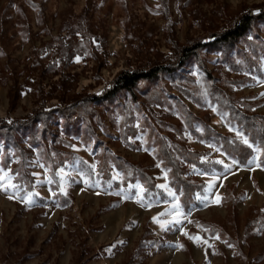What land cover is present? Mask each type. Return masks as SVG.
I'll return each instance as SVG.
<instances>
[{"label": "rangeland", "instance_id": "374dc122", "mask_svg": "<svg viewBox=\"0 0 264 264\" xmlns=\"http://www.w3.org/2000/svg\"><path fill=\"white\" fill-rule=\"evenodd\" d=\"M261 8L264 0H0V170L22 189L13 199V189L0 191V264H264L259 155L251 167L208 172L178 151L186 147L213 162L233 158L192 131L235 137L229 128L239 130L211 89L242 110L264 114V19L228 51H199L201 65L193 58L141 82L134 95L91 100L102 98L120 72L174 62L179 47L212 41L214 30L234 27ZM254 61L262 75L248 67ZM157 142L169 146L176 167ZM106 159L107 181L98 172ZM61 168L63 179L56 175ZM140 168L179 196L185 215L161 216L172 211L173 199L161 188L165 197L148 193L141 177L124 182ZM176 168L184 180L203 185L188 207L172 185ZM213 175L219 178L205 205L197 195H205ZM96 182L99 187L90 186ZM135 184L146 189L147 206L134 198L137 189L129 185ZM217 192L221 200L213 203ZM27 193H38L34 203L21 199ZM174 216L181 223L165 229L153 221Z\"/></svg>", "mask_w": 264, "mask_h": 264}, {"label": "trees", "instance_id": "16d2710c", "mask_svg": "<svg viewBox=\"0 0 264 264\" xmlns=\"http://www.w3.org/2000/svg\"><path fill=\"white\" fill-rule=\"evenodd\" d=\"M264 19V12L262 13H256L253 15L245 14L241 17V21L235 23L236 25L234 27L228 28V29H221V30H214L212 32V36L214 37V40L206 42L204 40H198L196 42H193L189 45H183L179 47L177 53V58L174 62H168V63H154L151 64L147 68L137 69V70H126L120 72L115 80L113 81L112 87L109 88L101 98L100 96H95L91 100L92 101H99L100 99H104L106 101H111L114 99V97L121 92H128L131 95H134L141 82H151L159 78L162 74H172L179 70L181 67L186 65L189 61L193 60V58H196V62H198L201 65V60L197 58V55L199 54V51L202 49L207 48L208 50L212 48H215L214 46H217L218 49L221 51H228L230 48L235 47V44L239 41L241 37H245L249 31H252L253 26L256 22H260ZM256 48V47H255ZM257 49V48H256ZM258 50V49H257ZM264 53V52H261ZM248 67L251 70H255L256 72L260 73L262 75L263 72H260L259 63L257 61H254V63L247 64ZM205 69V67H203ZM19 86H13L12 88V94L11 98L12 100L16 99L15 93L19 91ZM158 95V94H156ZM210 95L213 100L215 101H221L220 98H223V104L221 102V106L225 107L228 110V117L229 119L234 122L240 131H243L244 134L249 139V142H255V144L261 146V153L259 154V161L260 164L264 165V114L254 113L250 112L249 109L242 110L238 107L237 102H229L230 100H227L229 97H223L219 96L218 93L215 92V90H210ZM159 99V98H158ZM248 110V111H247ZM41 111H37L36 114H39ZM63 112V111H62ZM65 113L68 111L65 110ZM35 117L31 118L34 119ZM187 119L189 120V125L193 126L194 121L192 120V115L187 114ZM143 122L147 123L148 126L152 129L153 126L150 124L148 118H145ZM21 124V123H18ZM6 127V126H3ZM193 133L195 134L196 138L202 139L205 137L210 142L215 143L217 146H219L224 152L229 154L231 157L235 158L241 165H247L248 161L252 159V157L255 155V152L253 149L248 148L247 146L240 143L236 137L233 136H223L221 134H218L214 131H211L210 129L208 132L205 130V132L202 134L197 129L193 128ZM156 135V131H153L152 136ZM217 137V138H215ZM156 138H161L158 134L156 135ZM162 141V140H161ZM158 145L161 146V149L163 150L164 156L168 159L169 163L172 165L177 164V160L175 157V154L171 152L169 149V146L164 144L163 142L159 143ZM177 148V147H176ZM180 151V154L183 159H185L188 162L195 163L198 166H200L205 171H213V170H222L223 166L214 163L213 161L201 163V160H199L200 153L194 152L192 150H189L186 147H181L178 149ZM99 173H104L103 177L105 178V181L111 180V167L109 166V161L106 159L105 164L100 163L98 167ZM180 170L176 168V171L174 170L171 175V181L172 185L175 188L176 192L181 194L180 201L183 204V206L188 207L194 199V194L196 191L201 190L202 186L201 184L196 183H190L184 178L180 177ZM126 174H130L129 172H125ZM133 177L126 178L124 180L125 183L128 181H134L136 179V175L141 177V179L145 182L147 186V192L152 193V195H161L162 197H165L166 194L163 193L158 187H156V184L152 181V177L147 175L146 171L140 168V170L137 171V169L133 172ZM116 185L119 186L118 182H116Z\"/></svg>", "mask_w": 264, "mask_h": 264}, {"label": "snow or ice", "instance_id": "6c2138e0", "mask_svg": "<svg viewBox=\"0 0 264 264\" xmlns=\"http://www.w3.org/2000/svg\"><path fill=\"white\" fill-rule=\"evenodd\" d=\"M204 95L206 96L207 95V91L205 90V93ZM212 111H216V108L215 107H212ZM226 113H223L221 114V119H224L226 118ZM199 130V129H198ZM229 131H234L235 132V137L236 139L242 143L243 145L247 146L248 148L250 149H253V151L257 154V156L261 153V146L260 145H257L255 144V142H249V139L247 138V136L244 134L243 131H240V130H237V129H234V128H229ZM145 151H147V149H144ZM217 151H220L219 148L216 149ZM154 151V150H153ZM221 155H225V153L221 152ZM257 156H254L252 159H250L248 161V166L251 167V165L253 164H256V161H257ZM205 162H209L211 163L210 161H207V158H204L202 157L201 158V163H205ZM162 163V161L160 162ZM160 163H157V167H160ZM214 163L216 164H219V165H222L225 172H228V171H231V169L233 168V166H236L238 165V161L234 158L231 159L230 163H225V161L223 159H217L214 161ZM258 167L260 165H257ZM92 171L95 172V164L91 165L90 166ZM193 169L195 171H197L198 174L200 175H207V172H200L198 169H195V166L193 165L192 166ZM170 171V170H169ZM0 172H2V174H0V191H4L5 193H8L9 192V189H13V194L9 195L8 198L9 199H13L15 198L16 196H18L19 192L22 190L21 189V186L17 185V184H14L12 183L11 181L13 180V176L9 173V172H6V171H2L0 170ZM18 175V174H17ZM33 175H38V174H33ZM57 176H60L61 179H63V176H64V169L61 168L59 169V171L56 173ZM96 175H99V173H96ZM164 177L165 179L167 178V171L164 172ZM219 177L213 175V178L212 180L208 181L207 182V185L204 189V193L205 195L203 197H201L199 194L197 195V199L200 200L202 203H205V205H207V202H208V199H209V195H212L213 192L212 190L216 187L215 185V180L218 179ZM49 184L52 183L51 180H48L47 181ZM85 183L87 184L88 181H85ZM34 186V185H33ZM92 187H99V182H96L95 184H92L90 185ZM156 187L158 188H161L163 190H165L167 192V195L169 197H171L173 199V203L171 204V212H169L168 210H166L165 213H160L161 216L163 215H166V214H172L173 212L175 213V216H179V215H185L181 212V209H180V204H179V196L173 192L167 184H160V185H157ZM129 188H135L137 189V192L135 194V199L137 200L138 203H141V206H147L144 204V196H143V193L146 191V189L144 188L143 185H140V184H135V185H129ZM65 189H64V185L61 184L60 185V192L61 193H64ZM99 194V193H97ZM33 195H38V193H27L25 197H21V199L28 203V204H32L34 203L32 197ZM54 195V193H53ZM117 195H120V193H117ZM126 198H132V197H126ZM221 200L220 196H219V193H215L214 194V199H213V203H219ZM173 218V220H168V221H161L158 219V217H153V221L155 223H158L160 224V227L162 229H165L166 226L168 224H180L181 223V220L180 219H177V218ZM186 218V216H185ZM204 231H210L209 229H203ZM184 235L188 236V238L190 240H192L193 242H198V241H202V238L199 237V236H193V235H189L188 233H183ZM216 239H219V236L217 235L215 237ZM203 243H207L206 240H203L202 241ZM123 243V242H121ZM177 247H183L182 245H177ZM209 247H211V245H209ZM229 247H231V245H229Z\"/></svg>", "mask_w": 264, "mask_h": 264}, {"label": "built area", "instance_id": "2783aa9c", "mask_svg": "<svg viewBox=\"0 0 264 264\" xmlns=\"http://www.w3.org/2000/svg\"><path fill=\"white\" fill-rule=\"evenodd\" d=\"M260 11H264V8L259 9L257 12H260ZM257 12H252V14L257 13Z\"/></svg>", "mask_w": 264, "mask_h": 264}, {"label": "bare ground", "instance_id": "6f19581e", "mask_svg": "<svg viewBox=\"0 0 264 264\" xmlns=\"http://www.w3.org/2000/svg\"><path fill=\"white\" fill-rule=\"evenodd\" d=\"M262 12H264V11H260V12H257V13H262ZM254 14H256V13H254Z\"/></svg>", "mask_w": 264, "mask_h": 264}]
</instances>
